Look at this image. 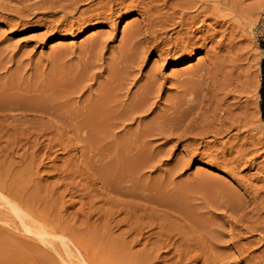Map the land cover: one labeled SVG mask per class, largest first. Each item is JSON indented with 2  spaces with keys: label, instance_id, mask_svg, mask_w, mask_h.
<instances>
[{
  "label": "rangeland",
  "instance_id": "1",
  "mask_svg": "<svg viewBox=\"0 0 264 264\" xmlns=\"http://www.w3.org/2000/svg\"><path fill=\"white\" fill-rule=\"evenodd\" d=\"M6 1L0 0L4 11L8 4L5 13L0 10V94L6 100L0 99L7 104L0 110V264H264V229L257 230L264 228V170H258L264 154L255 168L223 164L220 154L213 158L225 138H181V119L168 110L191 83V74L175 75L203 63L205 51L177 66L158 52L147 53L143 68L134 69L117 101L122 99V109L121 103L130 100L124 99L126 90L136 91L151 70L160 85L152 100L156 105L137 120L122 121L110 112L120 107L114 97L120 93L115 92L118 76L105 67L138 16L124 14L111 25L90 22L74 30L82 16L94 14L95 1L79 5V13L62 21L58 4L70 0H28L38 2L34 7ZM19 4L24 11L17 16ZM66 24L74 28L65 32ZM95 36L107 45L99 62L87 46ZM263 42L264 14L256 30L255 72L264 56ZM178 79L186 85L179 88Z\"/></svg>",
  "mask_w": 264,
  "mask_h": 264
},
{
  "label": "bare ground",
  "instance_id": "2",
  "mask_svg": "<svg viewBox=\"0 0 264 264\" xmlns=\"http://www.w3.org/2000/svg\"><path fill=\"white\" fill-rule=\"evenodd\" d=\"M2 1L4 2V0H2ZM7 1H6V3H7ZM9 1H11V0H9ZM9 1H8V3H9ZM25 1H27L26 2L27 4L29 3L28 0H19V3H23ZM50 1H49V3H50ZM52 1H54V0H52ZM62 1H65V0H62ZM70 1H71L70 3H67L65 5H62V3L58 4L59 6L61 4L59 10H60V12L63 13V15L60 18L61 21L68 18L67 17L68 15L70 16L75 12L79 13L80 10L77 11L79 9L78 8L79 5L86 4V2H88V1H89V3H90V1L91 2L95 1L96 3L94 2L95 6L93 5V7H95V8H93L94 14H92L90 17L88 16V18H84V16L79 14V16H82L83 19H81L79 23L77 22L78 23L77 25L75 24L76 25L75 28L73 26H70V25H69L70 27H68V24H66L67 26L64 25V26H66L63 29L65 32L66 31L70 32V30L73 28H74V30H80L79 28L81 27V25H84L83 26V28H84L85 26H88V24L90 22L91 23L94 22L95 24H99L102 26H106L108 24L111 25L117 18H120L124 14L125 15L127 14V15H137L138 16V20L134 21L132 24L130 23L131 26L129 27V29L127 31H123V33H122L123 36L119 42L120 46L118 48H116L115 50H112L113 58L109 62H106L105 71H108L109 73L110 72L114 73L112 71L116 70V72H115L116 76H113V78L114 77L116 78L118 76L117 78L119 79L121 77L119 81H118V79H116L118 84H117L116 90H115V88L113 89V92H114V90H115V92L118 90L120 92L118 94L114 93V97L116 96L115 97L116 103L114 102V100H112L114 97H111L112 102H114L115 104H117V102H119V104H118L119 106H120V102L122 99H120V101H117V96L119 94L121 95L122 91H120V90L122 89L124 82H126L127 80H130V78L133 76V73L135 72L134 69L138 68V70H140L141 68H143L142 64H145V62H146L145 58H146L147 53L153 52V51L158 52L159 53L158 56L162 60H171V64L173 66H177L179 64H182L184 61H186V62L193 61L194 59H196L199 51H205V56H204L205 60L203 63L202 62L197 63L195 65L194 70L185 71V72H182L183 74L180 73L179 75H175L176 77L177 76L181 77L184 74H187V75L191 74V77H192L191 78L188 75V77H189L188 81H191L192 84L188 83V84H190L189 86L183 87V91H181L182 90L181 89L180 90L181 92L176 95L177 96L175 99L176 101L172 105L169 103V105H171V107H170V109L168 108L169 112L171 111L170 114H172L174 117L176 116L175 117L176 120L181 119V121L179 122V123H181V125H180V127H181V138L182 137L198 138L196 140L200 139L201 141L204 138H208V137L209 138L213 137L214 140L215 139L219 140V139L225 138V143H223V145H221L219 149L214 148V149H216L218 154L213 159H219L218 155L220 154L221 155V158H220L221 163L223 162V164L229 163L231 165H242L243 168H246V169H250L252 167L255 168L257 164H261L260 162L255 163L257 158H259L262 154H264V135H263L264 123L261 120L260 108H259L260 68L258 67V72H255L253 69L256 66V63L258 60L257 55L255 53V49H254L255 45L254 44H255L256 30H257V27L259 26V24L261 23L262 17L264 14V0H99V1L98 0L97 1L96 0H70ZM59 2H60V0H59ZM11 3H12V1H11ZM31 3H29L30 7H31V5H30ZM37 3H36V1L34 3H32L33 4L32 7H34V5L36 6ZM57 3H58V1H57ZM91 4H93V3H91ZM16 5H17V3H16ZM16 5H13V6L15 7ZM52 5H49V6L51 7ZM7 6H8V4H7ZM7 6L5 7L6 9H7ZM19 6H20V4L16 7V8H18L17 12H15L16 11L15 9H14V11H12V10H10V11H12L13 13L15 12V14L17 13L19 15L21 12L24 11V7L19 8ZM45 6L47 9L50 8L49 6H47V4ZM10 7H12V5ZM14 7H12V8H14ZM51 8H53V7H51ZM6 9H5V11H6ZM93 9H91V10H93ZM0 10L4 11V9H2V7H0ZM26 10H27V8H26ZM34 10H35V8H34ZM38 10L39 9H37V11ZM5 11H4V13H5ZM29 11H27V13ZM51 11H52V13L54 12L52 9H51ZM89 11H90V9H89ZM84 12H86V11L84 10ZM7 13H9V12H7ZM83 14L85 15V13H83ZM24 15L26 16V13ZM19 17L21 18V16H19ZM78 18L80 19V17H78ZM79 19H77V20L79 21ZM67 21H68V19H67ZM57 23H55L54 25H56ZM75 23H76V21H75ZM61 24H62V22H61ZM61 24L59 26H61ZM70 24H71V22H70ZM262 24H263V22H262ZM60 30L62 31V29H60ZM100 36H101V34H100ZM87 46H89L91 48L90 49V51H91L90 56L93 59L97 60L98 62L104 60L103 52H105V49H107V45H106L105 40L99 41V36L98 37L95 36L94 38H92L91 42L88 43ZM87 48L88 47H86V49ZM224 49H228V51L226 50L227 51L226 52ZM87 50H89V49H87ZM222 50L225 51V53H226L225 55L221 54V52H224ZM263 53L264 52L262 51V55H263ZM4 54L5 53H3L2 56H4ZM6 56H7V54H6ZM4 58H2V59L4 60ZM84 58H85V56H84ZM88 59L89 58H87L86 61ZM14 62H15V60H13L12 63H14ZM98 62H97V64H98ZM4 64H6V63H4ZM85 64L86 63H84V65ZM89 64H90V61H89ZM92 64H94V62ZM95 64H96V62H95ZM97 64H96V66H97ZM103 64H105V62ZM103 64L101 66H103ZM91 66H93V65H91ZM10 68H11V66H10ZM86 68H87V66L84 69H86ZM153 68H155V67H153ZM153 68H151V69H153ZM92 69L93 68H91V70ZM18 71H19V69H18ZM90 71L87 72V70H86L85 73H91ZM154 72H152L151 70L148 72V74L145 77L146 80L144 79L145 81L142 83L141 86L139 85V87H137L136 91L135 90H134V92L132 91L133 87L131 88L132 90H130V89L126 90V88H123L124 90L128 91L127 93H125L126 91L124 92L126 95V96H124V99L127 97L126 99L128 100V98H130V100L128 103H125V105L123 104L124 102L121 103L122 109H121V106L117 107L116 105H114L117 107V109L114 108L115 111L109 110L110 112H112V115L115 112L117 113V114H114L115 119H119L122 121L123 120L125 121V119L129 120V121L130 120L133 121L136 118H138L140 112H142L144 114V113H148L149 111H152V106L156 103L155 101H154L155 102L154 103L152 100L154 98L158 97L159 91H160V89L158 88L160 85H158V83H157L158 82V76H157L158 74L156 75ZM93 73H94V71H93ZM83 74H84V72H83ZM92 75H94V74H92ZM187 75L184 77H187ZM83 76H85V75H83ZM10 77H12V76L10 75ZM15 77H17V75ZM96 77L97 76H95V78ZM8 78L7 79L5 78V79L9 80ZM84 78L82 77V79H84ZM92 78H93V76H92ZM111 78H112V76H111ZM111 78H110V80H111ZM134 79H135V76L133 77L132 80H134ZM184 79L186 80L187 78H184ZM16 80L18 82V79H16ZM132 80H131V82H133ZM176 80H177V78H176ZM185 80H183V81H185ZM105 81H107V80H105ZM183 81L178 79V82H177L178 85L177 86H179V88H181V85L183 86L185 84ZM11 82H13V81H11ZM18 83H16V84H18ZM111 83H113V82L111 81ZM0 85H1V83H0ZM23 85H24V83H23ZM16 87H17V85H16ZM107 87L111 88L110 86H107ZM2 89H1V91H2ZM110 90L108 92H110ZM10 91H12V90H10ZM105 91L103 94H105ZM177 92H179V91H177ZM131 93H132V97H131ZM106 94H105V97L107 96ZM122 95H124V94L122 93ZM129 95H130V97H129ZM0 96H1V94H0ZM2 96H1V98L4 100L6 98V96H5V98H3ZM27 96H28V94H27ZM109 96H110V94H109ZM12 97H13V95H12ZM101 97H102V95H101ZM120 98H122V97H120ZM2 99H0V101ZM10 99H12V98H10ZM10 99H9V101H10ZM13 99H16V98L14 97ZM24 99H26V98H24ZM29 99H31V97H29ZM29 99H27V100H29ZM173 100H174V97H173ZM16 101H18V103H19V100H16ZM25 102H26L25 103V105H26L28 102L27 101H25ZM106 102L107 101H105V104H106ZM29 103H30V101H29ZM29 103L27 104L28 105L27 107H29ZM98 103L100 104V102H98ZM5 104L6 103H3V102L0 103V110L4 111V109H7V107H6L7 104L6 105ZM20 104H21V101H20ZM101 104L103 107V105H104L103 101ZM25 105L23 106L24 108L23 107L22 108L25 111H27L25 109ZM30 105H33V104H30ZM95 105H93V106L95 107ZM106 105H108V104H106ZM30 107H32V106H30ZM110 107H108L107 110ZM19 108L20 107H18V109ZM34 108H35V106H34ZM98 108H100V107H98ZM105 109H106V107H105ZM105 109H103V110H105ZM111 109L114 110L112 107H111ZM30 110H32V109L30 108ZM30 110H28V111H30ZM34 110L35 109H33V111ZM98 111H99V109H98ZM5 112H7V111H5ZM107 112L108 111H106V113ZM103 113H105V112H103ZM142 113H140V114H142ZM170 114H168V116ZM172 115H170V116H172ZM104 116H106V114ZM155 118L158 119V117H155ZM164 119H165L164 121L168 120L167 118H164ZM107 120H106V122H107ZM152 121H154V120L152 119ZM119 122H121V121H119ZM171 122H172V119H171L170 123ZM115 123L113 122V124H115ZM155 123H157V122H155ZM162 123L165 124V122H162ZM167 123L169 124V122H166V124ZM173 123H175V122H173ZM176 124H177V121H176ZM176 124H175V126H177ZM109 126H111V125H109ZM160 126H162V125H160ZM154 127H156V126L154 125ZM150 130L151 129H149V131ZM149 131L147 130L148 133H149ZM159 131H161V130H159ZM164 132H166V131L164 130ZM164 132L161 131L159 133L164 134ZM151 133L152 132H150V134ZM140 134H141V132H140ZM204 141H205V139H204ZM209 142H210V140H209ZM222 142L223 141H221V144H222ZM207 144L209 145V143H207ZM218 144H219V142H218ZM212 147H214V146H212ZM218 147H219V145H218ZM209 148H211V147L209 146ZM211 149H213V148H211ZM208 156H206V157H208ZM210 156H213V154H210ZM227 157H228V159H226ZM211 159L212 158H210V160ZM213 159H212V161L214 162ZM215 161H217V160H215ZM218 162H220V161H218ZM226 166H228V165H226ZM259 168H258V170H264V166L259 167ZM253 190H251V192ZM254 192H257V191H254ZM252 194H253V192H252ZM263 196L260 198V194H259L260 199H262ZM256 197L255 196L252 197L253 202L258 201V199ZM253 202H251V203H253ZM262 202H264V200H262ZM261 205H264V204L261 203ZM262 208L264 209V206H262ZM15 210L18 211L17 209H15ZM252 210H253V208L250 211H252ZM247 213H249V212H247ZM251 216H252V214H251ZM17 217L19 218V215H17ZM254 219H255V217H254ZM254 219H253V221H254ZM256 219L258 221V218H256ZM248 222H250V221H248ZM259 222H256V220H255L253 223L257 224ZM251 223H252V221H251ZM260 226H257V227H260ZM263 229L264 228L257 229V230L262 231ZM244 230H245V228H244ZM246 232H248V231H246Z\"/></svg>",
  "mask_w": 264,
  "mask_h": 264
},
{
  "label": "trees",
  "instance_id": "3",
  "mask_svg": "<svg viewBox=\"0 0 264 264\" xmlns=\"http://www.w3.org/2000/svg\"><path fill=\"white\" fill-rule=\"evenodd\" d=\"M261 49L264 52V42L261 43ZM260 73L261 76H260V89H259V97H260L259 108H260L261 120L264 123V56L260 63Z\"/></svg>",
  "mask_w": 264,
  "mask_h": 264
},
{
  "label": "crops",
  "instance_id": "4",
  "mask_svg": "<svg viewBox=\"0 0 264 264\" xmlns=\"http://www.w3.org/2000/svg\"><path fill=\"white\" fill-rule=\"evenodd\" d=\"M264 54V53H263Z\"/></svg>",
  "mask_w": 264,
  "mask_h": 264
}]
</instances>
